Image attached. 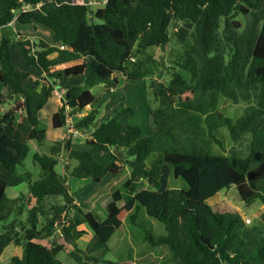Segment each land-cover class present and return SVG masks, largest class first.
<instances>
[{
    "label": "trees",
    "instance_id": "1",
    "mask_svg": "<svg viewBox=\"0 0 264 264\" xmlns=\"http://www.w3.org/2000/svg\"><path fill=\"white\" fill-rule=\"evenodd\" d=\"M81 1L0 0V31L11 23L41 25L51 36L48 42L0 33V221L29 205L24 222L14 218L0 231V252L15 244L23 252L9 264H65L57 257L64 249L59 236L74 243L85 233L78 227L86 224L92 233L86 246L68 252L77 264L97 262L91 253L108 248L126 216L136 224L142 207L165 230L146 239L166 246L174 264H264V211L257 224L248 225L238 212H220L208 202L234 186L240 201L258 199L264 206V0H104L95 9L91 0ZM173 26L181 45L170 62L181 73L150 80L158 106L147 109V132L130 123L134 111L123 102L96 124L106 98L90 88L108 92L119 86L117 75L138 80L149 74L152 55L146 51L165 47ZM13 48L27 67L14 64ZM56 90L61 105L51 115L52 129L93 105L72 124L87 134L88 147L72 148L67 140L51 144L48 153L35 152L41 173L33 179L18 168L31 141L48 139L39 114ZM222 99L242 103V112L227 116L219 110ZM221 127L232 144L245 141V156L233 148L229 154L212 151L222 147ZM61 148L76 161L73 167L64 163V175L55 171ZM164 166L186 188L162 189ZM124 168L127 199L116 189L101 208L77 207L68 176L99 184ZM21 183L27 184L26 196L7 194Z\"/></svg>",
    "mask_w": 264,
    "mask_h": 264
},
{
    "label": "rangeland",
    "instance_id": "2",
    "mask_svg": "<svg viewBox=\"0 0 264 264\" xmlns=\"http://www.w3.org/2000/svg\"><path fill=\"white\" fill-rule=\"evenodd\" d=\"M78 2H82L78 0ZM104 0H91L89 4L92 9L102 6ZM100 22V20H96ZM177 27H171V41L163 48L154 47L147 49L146 53L152 55V61L150 60L148 67L150 73L138 80H126L123 76L117 75L120 83L119 86L106 92L100 85H96L90 88L93 93H100L106 101L101 106L100 117L95 120L97 124L101 119L109 117L110 113L123 102L130 106L134 111V116L130 120V123L141 128L142 134L147 132V124L150 121L147 113L148 108H155L158 106V102L154 100L151 88V79H166L169 77L171 72H180L178 68H173L171 59L173 55L179 50L180 42L176 39L173 34V30ZM1 31L8 35L15 33L16 31L22 36H39L46 41H51L50 32L47 28L37 25L36 29H33L31 25L19 26L17 23H11ZM0 31V33H1ZM144 55L138 53L136 59H142ZM12 59L14 64L22 67H27L25 61L21 57L20 53L16 48L12 49ZM185 76V74H183ZM68 83V82H67ZM61 104V91L56 90L53 93L50 101L40 111L39 116L42 118L41 125L46 129L48 139L44 142L37 143L31 141V148L23 161V164L19 166V172H27L32 175L33 179L40 176L41 170L39 165L33 160V154L48 153L49 146L59 141L65 142L69 140L72 148H86L88 145L85 143L86 135L74 132L73 122L76 117L86 115L92 108L93 105H87L78 112H72L67 116L66 126L61 129L51 128V115ZM242 103L234 104L230 100L222 99L219 105V110L226 113L227 116L235 119L243 109ZM218 137L221 140L222 147L214 145L212 151L214 153L229 154L230 150L236 149L238 156H245L248 152V146L244 149L245 141H241L238 144H232L228 135L227 129L221 127L218 129ZM249 145V142H248ZM63 147V146H62ZM67 152L64 148H61L58 155V161L55 165V171L60 174H65L64 163L67 162L71 167L76 165L75 160L67 159ZM153 158V155L148 157V161ZM129 176L127 168H124L120 173L112 178L106 176L99 184L94 183L89 178H74L68 176L67 183L70 190L73 193L75 202L78 204L77 207L82 212H87L94 208H101L107 202L110 193L114 190H121L125 199L128 198L122 185ZM162 189L165 188H186L185 181L180 177H174L171 174L169 167L164 166L162 168ZM7 194L9 196L16 195H27L28 187L26 183H21L17 186L8 188ZM237 191L234 186L220 190L214 196L208 199L209 204L214 210L225 212L235 211L238 212L245 223L248 225L257 224L260 221L261 213L264 211L263 203L260 200H253L250 203H244L237 197ZM22 201V199H21ZM20 202V201H19ZM18 202V203H19ZM29 205H25V208L21 214H17L15 211L10 214L6 221H0V231L6 223L12 221L14 218L22 220L24 222L27 218L26 209ZM77 210V209H75ZM66 220V218L64 219ZM136 224L131 223L129 216H126L122 224L115 230L107 242L108 248L106 250L95 251L91 255L98 257L97 262H87L85 264H174L171 259V253L166 246H153L149 240L146 239L145 234H152L154 236L162 235L165 233L164 226L158 220L148 216L144 208L140 207L137 211V217L135 218ZM79 229L85 231L81 238L77 239L74 243L63 242V239L59 236L60 241L64 245V249L57 253V257L61 259L65 264H77L76 260L69 254L75 247L83 249L91 236V230L86 224H81ZM61 232V225H57L56 233ZM39 242L43 244L48 243V239H39ZM69 251V252H68ZM23 252L22 246L15 244L7 245L0 252V264H9L10 259L13 255H21Z\"/></svg>",
    "mask_w": 264,
    "mask_h": 264
},
{
    "label": "built area",
    "instance_id": "3",
    "mask_svg": "<svg viewBox=\"0 0 264 264\" xmlns=\"http://www.w3.org/2000/svg\"><path fill=\"white\" fill-rule=\"evenodd\" d=\"M60 47H61V48H63L64 46H63V45H61ZM74 132H78V133H80V134H84V132H83V131L74 130ZM85 135L87 136V134H85Z\"/></svg>",
    "mask_w": 264,
    "mask_h": 264
},
{
    "label": "water",
    "instance_id": "4",
    "mask_svg": "<svg viewBox=\"0 0 264 264\" xmlns=\"http://www.w3.org/2000/svg\"><path fill=\"white\" fill-rule=\"evenodd\" d=\"M113 150H114V151H116V150H117V148H116V147H114V148H113ZM117 155H118V157H120V156H121V153H120V152H117Z\"/></svg>",
    "mask_w": 264,
    "mask_h": 264
},
{
    "label": "crops",
    "instance_id": "5",
    "mask_svg": "<svg viewBox=\"0 0 264 264\" xmlns=\"http://www.w3.org/2000/svg\"><path fill=\"white\" fill-rule=\"evenodd\" d=\"M60 105H61V104H60ZM109 115H110V114H109ZM105 118H106V117H105ZM105 118H104V119H105ZM12 196H15V195H12Z\"/></svg>",
    "mask_w": 264,
    "mask_h": 264
}]
</instances>
